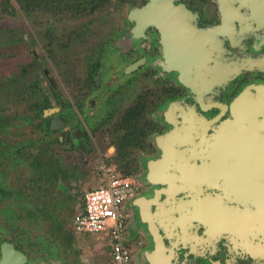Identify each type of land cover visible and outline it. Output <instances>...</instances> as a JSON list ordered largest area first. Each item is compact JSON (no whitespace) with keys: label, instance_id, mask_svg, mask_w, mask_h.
Masks as SVG:
<instances>
[{"label":"rangeland","instance_id":"rangeland-1","mask_svg":"<svg viewBox=\"0 0 264 264\" xmlns=\"http://www.w3.org/2000/svg\"><path fill=\"white\" fill-rule=\"evenodd\" d=\"M139 3L112 1L77 19L26 16L16 5L12 14L0 12V244L23 250L25 264L107 257L105 235H75L72 218L84 192L101 185L99 163L117 155L124 111L146 102L139 126L148 130L146 141L154 136L147 102L159 83L144 69L125 68L137 57L128 48L126 14ZM55 118L62 127L52 130ZM137 149H130L129 168L111 165L135 176L143 157Z\"/></svg>","mask_w":264,"mask_h":264},{"label":"flooded vegetation","instance_id":"flooded-vegetation-1","mask_svg":"<svg viewBox=\"0 0 264 264\" xmlns=\"http://www.w3.org/2000/svg\"><path fill=\"white\" fill-rule=\"evenodd\" d=\"M146 2L140 0L131 9L141 8ZM172 3L182 6L179 16L183 18L184 33H194L200 45V55H193L195 62L188 69H180L178 59L171 64L168 58L171 50L165 37L162 42L163 29L147 24L140 32L136 28V33L135 23L128 19L131 9L124 26L128 48L137 53L125 68L143 60L130 72L144 69V77L154 78V85L159 83L156 85L159 90L150 92L154 102H147L153 107L150 126L154 136L146 142V148L136 151L143 156L134 166L138 170L134 176L137 192L124 204V242L129 250V264H264V235L256 229L254 236L243 237V233L239 234L242 231L237 230H223L210 236L207 227L197 219L183 227L176 224L181 213L184 216L187 212L186 208L178 207L192 200V194L179 190L171 196L167 191L172 186L166 179L167 173L179 176L175 167L182 166L192 152L190 164L200 166L205 161L211 165L214 157L209 159L206 155L222 142L221 146L228 148L221 151L220 187L202 184L197 198L213 199L219 195L222 207L243 210L240 202L248 198L230 191L231 178L234 187L255 189L264 183V118L256 114L264 106L260 101L264 97V0H172ZM243 109L249 116L233 136L236 144L231 146L232 138L215 139L226 123L238 121V113L244 112ZM200 124L204 130L192 128ZM168 136L174 140L176 164L157 171V177H153L150 166L164 158L168 143L164 142V149L160 141ZM174 185L181 183L175 179ZM248 205L255 210V206ZM12 247L25 256L23 264L29 262L23 250ZM11 253L14 264L17 256ZM45 260L37 264H47ZM49 263L61 264L58 260Z\"/></svg>","mask_w":264,"mask_h":264},{"label":"bare ground","instance_id":"bare-ground-1","mask_svg":"<svg viewBox=\"0 0 264 264\" xmlns=\"http://www.w3.org/2000/svg\"><path fill=\"white\" fill-rule=\"evenodd\" d=\"M166 0H156L155 3L156 6L147 14V16L144 18L136 16L138 20V25L142 24L143 22H150L152 18H156L158 20L157 26L160 30H164L162 34V42H164V37L167 43V47H170L169 51V60L176 61L177 59V65L180 69H188L191 62L194 61L193 55L199 56V48L200 45L197 44L196 41V35L192 32H185L181 22L183 18L179 16V11L181 8L177 9H170L166 5ZM259 3V1H258ZM157 11V13H156ZM136 32V30H135ZM137 33V32H136ZM199 43V42H198ZM165 47V46H164ZM165 47V48H167ZM164 48V49H165ZM180 56V57H178ZM167 59V58H166ZM168 61V60H167ZM184 74V71H183ZM182 79L184 76L182 75ZM260 101H263L264 103V97L260 99ZM249 104V103H248ZM250 105V104H249ZM264 105V104H263ZM244 112L238 113V121H231L225 124L224 128L216 134L215 139H221L226 140V138L233 139V136L238 134L239 128L241 127V123L248 117L247 110L243 109ZM251 110V109H250ZM239 112V111H238ZM249 112V110H248ZM258 115H262L264 118V106H260L259 110L256 112ZM191 124V122H190ZM264 126V125H263ZM204 130L202 124H200L199 127H192L195 129L201 128ZM174 140L171 138V136H168L165 140H161L160 145H162L165 149L164 142H167L168 147L165 149V155L164 158L158 162V164H152L150 166L151 168V176L157 177L156 173L159 170L163 171L167 170L170 167H174L175 161L172 151V146ZM202 142V140H201ZM223 144L222 142H220ZM221 144H217L213 146L206 156L207 158L213 159L211 161V165H207L206 162H202L200 166H195L194 163L190 164V159L194 158V153L192 152L189 157L185 158L183 160V165H177L178 167H175L179 171V176L176 177V175L168 174L166 176L167 181L171 184L172 187H170L169 191H167L171 196L179 190H185L188 191L190 194H192V200L189 202H186V204H181L178 208H186L187 212L183 216L184 213H181V216L178 220H176V224L183 225L185 223L189 224L192 220L197 219L201 221L206 227V232L212 236L214 234L220 233L223 230L228 232H233V230H237V232H241L239 234H242L243 237L248 235H253V230L256 229V231L262 232L264 235V183L258 184L255 189L252 188H244V187H234L232 184L234 182V179L231 178L230 183V191L232 190L237 193V196L241 197H247L248 199L242 200L240 204L243 205V210L237 209V207L232 210L231 208L222 207L220 205L219 195H217L215 198L210 199V196H206L203 199L197 198L200 197V190L202 184H207L209 186L213 187H220L218 184V181L220 179L221 172L219 171V165L221 160V151L223 149H226L228 147H222ZM233 144H236L235 138L232 140L231 146ZM238 148V147H235ZM233 149V147H232ZM171 150V151H170ZM181 154V153H179ZM206 158V157H205ZM214 162V163H213ZM213 163V164H212ZM161 167L162 169H158V167ZM234 167V165H233ZM219 168V169H218ZM221 170V169H220ZM177 179L180 181L181 185L175 186L174 180ZM233 187V188H232ZM250 198V199H249ZM256 198V199H255ZM248 203L255 206V210L252 211L248 205ZM181 210V209H180ZM247 217V218H246ZM243 221V223H240ZM247 228V232L244 231V229ZM254 236V235H253ZM10 250L4 247V259L0 264H11L13 261V255ZM15 254V253H14ZM17 256V254H15ZM19 256H17V262L14 264L20 263Z\"/></svg>","mask_w":264,"mask_h":264},{"label":"built area","instance_id":"built-area-1","mask_svg":"<svg viewBox=\"0 0 264 264\" xmlns=\"http://www.w3.org/2000/svg\"><path fill=\"white\" fill-rule=\"evenodd\" d=\"M97 171L101 185L84 192L80 209L72 218V230L78 236L105 235L107 257L99 264H129V250L124 242V204L137 192L136 179L106 162H100Z\"/></svg>","mask_w":264,"mask_h":264},{"label":"trees","instance_id":"trees-1","mask_svg":"<svg viewBox=\"0 0 264 264\" xmlns=\"http://www.w3.org/2000/svg\"><path fill=\"white\" fill-rule=\"evenodd\" d=\"M112 1L120 5L129 0H0V12L12 14L16 5L26 16L41 12L67 19H77L96 12ZM146 109L144 104L138 103L124 111L116 124V130L122 132L118 134L116 143L117 155L108 159L107 164H115L120 169H127L132 163L130 149L148 146L146 144L148 130L143 124L139 126Z\"/></svg>","mask_w":264,"mask_h":264},{"label":"water","instance_id":"water-1","mask_svg":"<svg viewBox=\"0 0 264 264\" xmlns=\"http://www.w3.org/2000/svg\"><path fill=\"white\" fill-rule=\"evenodd\" d=\"M156 0H148V2H146L145 4L142 5L141 8H134V9H131L129 12H128V19L129 20H132L134 23H135V30L136 28L138 29L137 31L140 32L141 28L146 26L147 24L148 25H154L156 27L157 26V23H158V20H156V18L158 17H154L151 19L150 22H143L142 24H139L138 25V20L136 18V16H139V17H146L147 14H149V12L156 6L155 2ZM166 5L168 8L174 10V9H177V8H180L182 9V6H179V7H176L173 3H172V0H166ZM157 13V11H156ZM137 32V33H138ZM164 44V43H163ZM143 62V60L141 61H137L133 64H131L130 66H128L127 68V72H130L136 68H138L140 66V64ZM62 127V121L58 118H55L51 121L50 123V129L52 130H56V129H59ZM4 247H6L7 249H9L11 252L17 254V256H19V259L21 260L19 264H23V261L25 260V256L19 252V251H16L15 249H13L12 245L11 244H8V243H3L2 244V258L0 260V263L2 262V260L4 259V256H3V250H4Z\"/></svg>","mask_w":264,"mask_h":264}]
</instances>
